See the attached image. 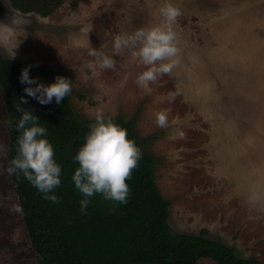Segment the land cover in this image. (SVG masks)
I'll return each mask as SVG.
<instances>
[{
    "label": "rangeland",
    "instance_id": "374dc122",
    "mask_svg": "<svg viewBox=\"0 0 264 264\" xmlns=\"http://www.w3.org/2000/svg\"><path fill=\"white\" fill-rule=\"evenodd\" d=\"M171 2L181 11L172 25L180 53L172 73L146 88L136 83L145 68L131 52L100 69L89 51L111 55L118 33L161 25L165 0H65L48 17L3 0L0 49L4 58L69 74L80 120H95L99 110L135 121L157 158L173 232L208 229L209 238L264 264V212L249 203L250 192L264 191V0ZM6 101L0 90V264H38L21 213L12 210L20 204L7 171ZM161 110L166 128L156 124Z\"/></svg>",
    "mask_w": 264,
    "mask_h": 264
},
{
    "label": "trees",
    "instance_id": "16d2710c",
    "mask_svg": "<svg viewBox=\"0 0 264 264\" xmlns=\"http://www.w3.org/2000/svg\"><path fill=\"white\" fill-rule=\"evenodd\" d=\"M23 14L48 17L63 6L65 0H9ZM7 8L0 0V16ZM29 64L4 58L0 49V90L6 95L9 117L8 164L17 155L20 133L16 123L22 116L17 105L30 110L47 129L46 138L55 149V159L62 167L61 185L51 195L59 198L53 203L44 198L22 174H12L16 186L21 216L29 243L38 256V264H201L211 259L217 264H259L241 257L234 247L209 238V230L198 235L173 232L170 224V202L163 198L155 173L157 158L144 148L135 129V121L123 116L107 117L127 129L128 138L141 149L142 159L127 181L131 189L126 204L107 201L99 194L93 196L86 214H82V193L75 188L72 177L78 168L74 157L85 142L94 119L80 120L72 109V93L60 104L41 105L26 96V84L20 83L22 70ZM62 75L50 65L32 66L31 78L45 85ZM35 87V85H32ZM28 100L20 104V98ZM85 100L84 96H81ZM154 139V137H151Z\"/></svg>",
    "mask_w": 264,
    "mask_h": 264
},
{
    "label": "clouds",
    "instance_id": "9594fccd",
    "mask_svg": "<svg viewBox=\"0 0 264 264\" xmlns=\"http://www.w3.org/2000/svg\"><path fill=\"white\" fill-rule=\"evenodd\" d=\"M159 15L163 20L159 26L141 27L131 33L115 35L111 55L93 48L89 55L95 58L100 69H114L117 65L114 57L131 52L145 68L137 77L138 86L146 88L149 84H155L161 76L172 73L177 63L175 58L180 53L177 34L172 27L181 15L180 9L171 0H165L159 7ZM31 68L32 65L24 68L20 77V83L28 85L24 89L26 96L36 99L41 105H48L53 102V98L60 104L72 93L73 82L68 78L57 76L54 83L45 85L38 77H30ZM26 103L28 100L21 97L20 104ZM17 110L22 113L16 123V130L20 133L17 155L10 161L7 171L10 175L22 174L24 179L44 194L45 199L59 203V198L50 193L61 185L62 167L55 159L53 145L46 138L47 129L41 126L39 118L30 110L20 105H17ZM155 119L158 127L168 126L167 111L157 112ZM141 159V149L134 140L128 138L127 129L111 119L105 120L102 111L98 110L85 142L74 157L79 166L72 180L83 195L80 201L82 214H86L90 198L97 194L107 201L126 204L131 191L127 181L132 178ZM249 203L254 205L255 211L264 212V191L250 192ZM12 210L22 209L17 205Z\"/></svg>",
    "mask_w": 264,
    "mask_h": 264
}]
</instances>
